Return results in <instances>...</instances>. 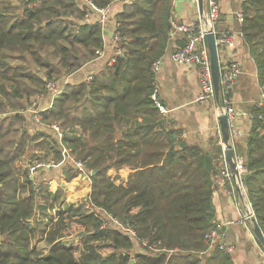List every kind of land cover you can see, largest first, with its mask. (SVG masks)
<instances>
[{
    "label": "trees",
    "instance_id": "1",
    "mask_svg": "<svg viewBox=\"0 0 264 264\" xmlns=\"http://www.w3.org/2000/svg\"><path fill=\"white\" fill-rule=\"evenodd\" d=\"M110 1L95 0L102 6ZM143 1L131 4L136 7L133 12L118 15L122 21L117 44L126 51L116 54L101 76L66 84L41 112L43 121L61 125L72 154L91 171L86 202L103 209L100 216L80 204H65L62 185L50 191L48 183L17 166V159L35 139L17 125L18 113L1 114L8 113L9 106L22 108L23 99L31 103L26 78L46 90V78L58 82L52 75L79 66L70 51L75 42L87 48L88 58L95 56L103 47L101 25L84 22L72 41L59 43L58 63L49 54L63 30L53 23L31 21L40 18V9L27 7L21 16L0 26V264H128L129 254L121 251L134 248L135 241L139 249L134 264H233L232 253L218 246L210 254L201 253L208 247L207 233L216 225L212 196L218 169L213 156L197 146H183L179 131L161 124L165 119L151 65L152 53L167 39L170 0ZM86 12L87 7L77 9L79 17ZM243 16L242 32L264 87V0H246ZM37 42L48 46L50 61L35 54ZM25 51L32 53L29 62ZM12 53L23 63L12 66ZM36 68L43 74L37 76ZM250 112L243 182L264 234V99ZM57 143L55 136L48 135L35 146L60 153ZM70 164L72 178L79 171ZM50 208H58L56 215L50 214ZM48 217L50 225L43 224ZM70 225L81 229L76 241L68 244ZM39 231L35 240L48 242L46 253L31 246ZM100 244L110 251L102 252Z\"/></svg>",
    "mask_w": 264,
    "mask_h": 264
},
{
    "label": "crops",
    "instance_id": "2",
    "mask_svg": "<svg viewBox=\"0 0 264 264\" xmlns=\"http://www.w3.org/2000/svg\"><path fill=\"white\" fill-rule=\"evenodd\" d=\"M135 1L137 3V0H111L105 5L108 8V25L106 31H104L106 27L101 25L103 47L96 50L95 56L88 58L86 56L87 48L79 42H75L80 46L82 52L81 54L72 52L71 56L77 60L79 66L76 65L72 71L62 74L60 79H58L57 83L63 87V90L66 84L87 82L89 75L101 76L105 71V67L114 62L116 54H123L126 51L124 45L121 46L123 49L122 53L116 51L118 44L114 35L115 30L119 29L122 21L118 15L129 9L130 11L136 10V7H130ZM216 1L220 6V18L217 23V30L227 31L234 35L233 46H218L219 62L224 63L228 60H236L239 62L242 70L232 86L231 94L237 108L243 112V115L240 116L237 122L238 127L242 129L243 133L231 136V142L234 146L236 157L244 158L252 128L250 111L257 103L264 99V87L260 80L256 61L242 32L243 22L239 14L243 13L246 0ZM61 2H63V5ZM138 3L140 5L145 4L143 0H138ZM27 7L29 9L36 7L41 12L38 14L40 16L39 19L34 17L31 21L37 22L38 20H42L47 23H53L54 27L59 26L63 30L62 37L59 36L60 38L58 39L60 45L65 44L64 38L75 37L78 34L79 26L86 22L83 20V15L82 17L77 15V9L83 7H87V11L90 9L85 0H0V26H3L5 21H12L14 17L21 16ZM56 9H60V12H55ZM205 10L204 4L203 11H201L199 3L196 4L193 0H170L168 35L163 46L152 53V56H154L153 61H160L159 69L153 73L155 74L160 104L167 109L165 113H161L165 119V126L177 129L179 131L178 137L180 142L185 141L186 146L199 147L205 153L213 156L215 164L218 165L222 157H224V144L219 123V116L221 115L220 102L216 98L208 101L198 100L197 96L200 91L199 68L195 65L177 63L172 56L173 51L178 46L189 41L187 33L181 27L197 21L199 14ZM97 16L95 13L93 20L89 22H96ZM42 45L40 46L39 42H37V49L34 52L35 54L38 53L39 56H43L46 61H50L51 58L49 55H46V50L49 52L48 46ZM53 50L51 48L50 52ZM58 50H60L59 46ZM31 54L28 51L24 53L28 62ZM11 55L12 57H10L9 62L12 66L20 64L13 63V61H21L23 63V60L17 54L12 53ZM58 61L59 57L56 62L58 63ZM34 70L37 76L43 74L39 68ZM24 81H26V85L32 93L31 103H24L23 99V107L19 110H14L11 106L8 108L11 112L19 114L17 125L21 124L23 131L27 134L26 136L35 140H31L32 146L26 147L23 150L16 164L22 171L28 169L31 178L35 177L38 180L49 183V190L55 191L60 185L64 187L63 175L61 173V170L64 171V163H61V161L57 162L55 159L53 164L39 167L37 163H34L36 160L33 161L30 158L31 154H34V158L37 160L41 158V154L43 157L45 155L51 156L44 151L47 150L46 147H42L41 145L35 146V143L42 139L43 136H55V132L50 125L53 122L47 123L41 118V112L48 109L53 104L54 99L51 92L38 87L37 85L39 84H35L34 81L27 78ZM11 112L2 113L1 115L7 116ZM47 151L52 152L55 157L54 151ZM69 167L72 168L70 163ZM34 168H36L35 172L32 170ZM80 177L84 180V185L91 183V178H84V175ZM65 183L67 184L66 181ZM80 184L82 183H78L77 185ZM71 185L68 187L72 188ZM90 189L91 184L89 186ZM72 194L70 192V195ZM87 197H85V200L88 199ZM248 200L249 198L243 193H238V190L231 181L215 185L212 196L214 222L229 221V224L226 226L227 233L223 240L233 243L236 247L235 251L231 254L233 264H264V246L254 235L253 222L248 218L250 211ZM216 247H207L201 253L210 254ZM137 249H139L138 245Z\"/></svg>",
    "mask_w": 264,
    "mask_h": 264
},
{
    "label": "built area",
    "instance_id": "3",
    "mask_svg": "<svg viewBox=\"0 0 264 264\" xmlns=\"http://www.w3.org/2000/svg\"><path fill=\"white\" fill-rule=\"evenodd\" d=\"M90 9L85 13L83 20L89 22L93 20L94 14L96 13L98 22L103 27L107 28L108 25V8L106 6L99 5L95 0H85ZM198 4V0H193ZM206 10L199 14L197 21L190 24L184 25L181 29L187 33L189 41L183 45L178 46L173 51V59L183 65H195L199 68V84L200 91L198 93V100L208 101L210 99H215V86L213 82L212 70H211V60L209 48L206 46L204 41V35L207 31L212 30L216 36L217 45H234V35L233 33L227 31H218L217 23L220 18V6L216 0H203ZM241 21L243 22V13L239 14ZM115 39L119 41L121 35L119 30H115ZM116 51L122 53L123 49L121 46L117 45ZM115 60V59H114ZM220 111L225 113L227 116L229 129L231 136L241 135L242 129L237 125L238 119L243 115L235 103V100L231 94V89L234 83L236 82L239 74L241 73V66L236 60H228L224 63H220ZM160 67V61L155 60L151 65V70L153 72L157 71ZM93 79V75L87 77V81L90 82ZM47 89L51 92L53 99L58 96L63 91V87L52 79H46ZM261 103V102H260ZM160 112L165 113L166 108L163 105L159 106ZM51 128L55 132V137L58 142V148L60 151H63V155L67 158L68 162H72L76 169L79 171V174L84 175V178H91V171L86 167L85 163L82 160L74 159L71 154L70 148L65 141V132L60 124L52 123ZM243 157H237V168L240 173V178L235 179L233 177L232 171L230 170L225 157H222L221 161L217 165L218 173L215 176L214 184H224L226 181H231L233 185L238 190V193H243L244 191V176L246 172V167L243 162ZM53 161V160H51ZM44 163L38 164L40 167ZM251 214L254 212L249 211L248 218L251 217ZM228 222H219L213 226L210 231L207 233V245L208 248L213 246H218L220 249H224L227 252H234L235 245L230 242L223 240L226 236L227 229L226 226ZM130 235L135 236L136 232L133 228L126 229Z\"/></svg>",
    "mask_w": 264,
    "mask_h": 264
},
{
    "label": "rangeland",
    "instance_id": "4",
    "mask_svg": "<svg viewBox=\"0 0 264 264\" xmlns=\"http://www.w3.org/2000/svg\"><path fill=\"white\" fill-rule=\"evenodd\" d=\"M63 41L64 42H69V41H72V39L71 38H67V39H63ZM60 42H58L57 41V43L56 44H54V45H52L53 46V49L55 50V54L54 53H52V54H49V52L46 50V55H52V59L51 60H53V63L55 62V61H57V59H58V57H60L62 54L58 51V44H59ZM68 44V43H67ZM60 45V44H59ZM75 45V44H74ZM80 46H78V45H75V47H72V49H70V51L71 52H75V53H79V54H81V52H82V49H80L79 48ZM13 63H22L21 61H13ZM58 74V73H57ZM57 74H54V75H52V78H54V79H56V80H58V79H60V77H61V75H59L60 77H58V75ZM54 76V77H53ZM46 79H48V78H46ZM45 86H46V83H45ZM45 86H44V88H45ZM46 90H48L47 89V87H46ZM15 110V109H14ZM9 112H11V111H9ZM53 123H55V122H53ZM51 125V124H50ZM51 142V145L54 143L53 141H50ZM58 144V143H57ZM57 144L55 145V149H57ZM54 145V144H53ZM59 147V146H58ZM70 148V147H69ZM42 150H44V149H42ZM58 150V149H57ZM45 152H47L48 154H50L51 156H42V154H41V158L39 159V160H37L36 158H34L35 156H34V154H31L30 155V158H32L33 159V161L34 160H36L34 163L36 164L37 163V166H39L38 164H40V163H44L43 164V166H48V165H51V164H53L54 162H55V159L57 158V159H59V158H61L59 161H61V163L63 162L64 163V165H65V167H64V171H62L61 170V173H62V180H63V185H64V190L62 191V200H63V202L65 203V204H67V203H73V204H80L81 205V207H82V209L83 210H85V211H87V212H95V214L96 215H98V216H100L101 215V213L103 212V209H101V208H99V209H97V208H95L93 205H91V204H87V202H86V200H85V197H87V196H89L90 195V193H91V189L89 190V186H90V184L91 183H88L87 185H84L83 184V182H84V180H82L81 179V174H78V175H75V176H73L72 178H69L70 176H71V171H70V167H69V163H68V159L67 158H65L64 157V155H63V151H60V153L59 152H57V153H55V157H54V154H52V152H49V151H47V150H44ZM71 151V150H70ZM71 154H72V152H71ZM36 155V154H35ZM72 156L74 157V159H77V160H81V159H79V158H77L74 154H72ZM49 159V160H48ZM51 159H54L53 161H51ZM36 166V165H35ZM40 167V166H39ZM127 170L129 169L128 167L126 168ZM32 170H34L33 172H35V170H36V168H34V169H32ZM32 170H30L31 172H32ZM126 172V171H125ZM125 174V173H124ZM91 180V179H90ZM65 181L67 182V184L65 183ZM91 182H92V180H91ZM78 183H82V184H80V185H77ZM72 184V185H71ZM48 185H49V183H48ZM69 185H71L72 186V188H69L68 186ZM58 186H59V184H58ZM69 188V189H68ZM71 189V190H70ZM89 191V192H88ZM242 191H244L243 192V194L245 195V196H247L248 197V195H247V192H246V188H245V185H244V188H243V190ZM70 192H72L73 194L72 195H70ZM88 198V197H87ZM248 202H249V208H250V211L251 212H254V209H253V207H252V204H251V201H250V199L248 200ZM83 205V206H82ZM92 207V208H91ZM58 208H55V209H49L50 210V214H54V215H56V210H57ZM101 210V212H99ZM255 215V214H254ZM56 219V218H55ZM49 224L50 225V220H49V217H48V219L47 218H45L44 220H43V224ZM42 224V225H43ZM105 224V223H104ZM69 225V224H68ZM81 229V226L80 225H70V227H69V232H68V235L67 236H65V238H67V239H70V240H67L68 242V244L69 243H72V241H76V239H77V237H78V231ZM40 234V231H39V233L36 235V236H34L33 237V240H32V242H31V246L32 245H34V246H37V250L38 251H40V252H42V253H46L47 252V250H48V247H49V244H48V242L47 241H45V239L43 238V239H39V240H35L37 237H39L38 235ZM255 235V234H254ZM100 250L102 251V252H104V253H107V252H109L110 251V247H108V246H105L104 244H100ZM121 252H125V253H127V254H129V262H130V260L131 259H135V258H137V242L135 241L134 242V248H131V247H126L123 251H121ZM120 253V252H119ZM127 264V263H126ZM129 264V263H128Z\"/></svg>",
    "mask_w": 264,
    "mask_h": 264
},
{
    "label": "water",
    "instance_id": "5",
    "mask_svg": "<svg viewBox=\"0 0 264 264\" xmlns=\"http://www.w3.org/2000/svg\"><path fill=\"white\" fill-rule=\"evenodd\" d=\"M200 10L203 11V0H198ZM202 13V12H201ZM169 25V23H168ZM104 29V31H106ZM113 35V33H112ZM204 41L206 46L209 48L210 52V60H211V70H212V76H213V82L215 86V97L218 101H220V85H219V79H220V64L218 59V45L216 42V36L215 33L212 30H209L204 35ZM219 123L221 126V137L222 142L224 144V157L225 160L232 171L233 177L235 179L240 178V173L237 168V157L235 154L234 146L231 142V133L229 129V124L227 120V116L225 113H221L219 116ZM161 124H165V120H161ZM182 145L186 146L185 141H182ZM93 171L92 173H94ZM250 219L253 222V232L256 236V238L259 240V242L264 246V234L256 220V217L254 214H251ZM135 259H131L129 264H134Z\"/></svg>",
    "mask_w": 264,
    "mask_h": 264
}]
</instances>
